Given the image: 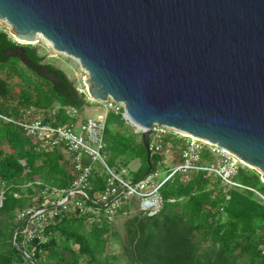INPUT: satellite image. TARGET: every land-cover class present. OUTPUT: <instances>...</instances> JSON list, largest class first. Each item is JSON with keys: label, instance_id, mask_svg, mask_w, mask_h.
<instances>
[{"label": "trees", "instance_id": "16d2710c", "mask_svg": "<svg viewBox=\"0 0 264 264\" xmlns=\"http://www.w3.org/2000/svg\"><path fill=\"white\" fill-rule=\"evenodd\" d=\"M46 60L38 46L18 43L0 27V264H264V182L257 171L241 166L232 178L237 187H226L219 174L208 170L176 173L159 190V212L141 211L127 219L122 237L98 203L109 178L100 164L90 176L88 197L76 195L66 206H49L58 216L40 237L25 243L21 232L28 223L20 228L27 219L19 220V214L41 208L54 189L65 190L67 197L76 174L65 149L43 147L15 122L34 110L42 115L34 119L64 125L74 121L68 109L83 113L91 106L67 74ZM126 123L122 111L108 113L105 155L116 172L140 159L141 167L132 173L137 182L149 169L148 154L143 140L137 143L113 128ZM167 142L187 149L173 133L164 138V147ZM200 158V166H216L209 148ZM164 161L152 149L150 174L161 170L167 177L172 169ZM79 201L83 208L76 206ZM130 206L123 205L117 215L129 213Z\"/></svg>", "mask_w": 264, "mask_h": 264}, {"label": "water", "instance_id": "95a60500", "mask_svg": "<svg viewBox=\"0 0 264 264\" xmlns=\"http://www.w3.org/2000/svg\"><path fill=\"white\" fill-rule=\"evenodd\" d=\"M0 20L18 42L42 37L76 59L90 99L124 104L148 154L141 179L157 124L229 152L264 182V0H0Z\"/></svg>", "mask_w": 264, "mask_h": 264}, {"label": "built area", "instance_id": "2783aa9c", "mask_svg": "<svg viewBox=\"0 0 264 264\" xmlns=\"http://www.w3.org/2000/svg\"><path fill=\"white\" fill-rule=\"evenodd\" d=\"M106 104L108 110L105 113V116L100 119L88 118L80 122L79 120L82 118V113L75 109H68V114L74 119V121L64 125L53 126L50 123L44 122L42 118L34 119V115L40 114L32 110L27 112L22 119L15 122L21 127L26 137L37 139L42 143L43 147L50 149H65L72 170L76 174L73 187L68 191V195L70 194L71 198L76 195L88 197L85 190L91 186L90 176L94 172L96 164L103 165L109 175L105 189L98 195V203L103 205L106 216L110 219L118 214V211L123 205H126L128 200L130 201L133 198L142 201L143 212L148 213L149 215L158 213L162 207V198L159 190L178 172L208 170L219 174L224 183H227L229 187L239 186L232 179L237 173L238 167L234 169L232 163L225 161L222 167L224 168V172L221 173L218 171L220 169V167L218 169V165L211 166V168L200 166L198 163L201 161L200 152L203 148L199 149L198 144L193 141L191 142L188 138L194 140L199 139L174 128L159 126L157 124L152 128L153 136L151 138V149H155L156 152H161L162 149L166 148V145L165 147L163 146L164 138L170 133L184 139L187 145V149L182 151L181 162L172 168L167 177L162 178V173L158 171L149 174L144 179L134 182L124 175L126 172L125 169H122L119 172L113 171L108 166L105 155L107 115L110 111H115L116 113L122 111L124 119H127L125 118V106L123 103H118L114 99L109 98V101L106 102ZM7 121L11 122L10 119H7ZM206 143L210 144L208 142ZM210 145L216 147L222 152L230 154L217 146ZM52 193H62V195H64L66 191L54 189ZM70 200L68 201L66 198L59 202L58 205L66 206ZM76 206L83 208L84 205L83 202L79 201L76 203ZM57 216L58 210L48 209V206L45 204H42L41 208H31L22 211L19 214V220L30 219V221L27 222V226L24 227L21 232L24 237V242L30 243L35 237H40L46 226Z\"/></svg>", "mask_w": 264, "mask_h": 264}, {"label": "rangeland", "instance_id": "374dc122", "mask_svg": "<svg viewBox=\"0 0 264 264\" xmlns=\"http://www.w3.org/2000/svg\"><path fill=\"white\" fill-rule=\"evenodd\" d=\"M0 27L7 29V31L11 34V36H13V38L18 42V40L15 38V35H13V29L11 26H9L6 22L0 20ZM38 39H39V41L37 43L32 44V45L38 46L40 49V52L42 54L46 55V57H47L46 61L55 65L56 67L62 69L67 74L69 79L71 81H73L77 90L80 93H85L87 95V99L90 101L91 107L86 108V111L89 114V116L94 115L93 117H90V118H94V119L103 118L105 116V113L108 110L107 104L102 103V102H97V101H94V100L89 98V96L87 94V86L85 84V80H86V77L88 76V74L84 71L81 64L76 59L55 51L53 46L46 39H44L42 37H39ZM18 43L27 45L26 42H22V41H20ZM15 91H16V93H18L19 89L16 88ZM40 116H42V115L40 114ZM113 128L115 129V131L125 133L126 135H129V136L131 135L132 137L135 138V141L137 143H140L142 141L141 129L138 126H136L135 124L131 123L130 121H127V123L124 127L114 126ZM188 139L191 142L193 141V142L197 143L199 149H202L205 147L210 149L211 153L215 156L214 165H216V166L218 165V169L220 167V169L218 170L219 172H221V173L224 172L223 171L224 168H222V167H223L225 161H229L230 163H232V166L234 169H236L237 167H240V166L241 167H248L249 169L257 171L262 177L261 172H259L255 168L249 166L248 164L241 161L237 157L230 155V154H227L226 152H222L221 150H218L216 147H213L210 144H207L206 142H204L200 139L199 140H194L192 138H188ZM172 145H173V143L167 142L166 148L162 149L160 152L165 157L164 165L167 166L169 169L174 168L175 166H177L181 162V155L180 154L182 152V150H181L182 144H178V146H176V147H173L174 145L173 146ZM168 149H169V151H168ZM3 150L5 152H10L8 147H3ZM99 165L100 164H96L95 169H97V167ZM140 167H141V160L140 159L134 160L133 162H131L129 167L123 168L126 170L124 175L128 179L133 180L132 179V173L137 172ZM113 171H116V170H113ZM160 172L162 173L161 170H160ZM224 185L226 187L227 186L229 187V185L227 183H224ZM45 195H46L44 198L45 200L42 204H45L48 207L53 206V205L57 206L59 202L65 200L67 198V197H65V195H62V193L53 194L51 192L49 194L46 193ZM38 201H39L38 198H35L36 205L38 204ZM126 204L131 205L129 213L125 212L122 215H117V216H114L110 219L111 221H113L116 230L121 234L122 237H124V234H125L123 223L127 219H129L130 217H132L135 214L142 211V201L140 199L133 198L130 201L128 200ZM34 209H37V208L34 207ZM114 251L118 252L119 247L115 246Z\"/></svg>", "mask_w": 264, "mask_h": 264}, {"label": "crops", "instance_id": "0c3cea01", "mask_svg": "<svg viewBox=\"0 0 264 264\" xmlns=\"http://www.w3.org/2000/svg\"><path fill=\"white\" fill-rule=\"evenodd\" d=\"M91 107V106H90ZM90 107H88V108H90ZM94 116V115H93ZM93 116H89V114L87 113V111H86V109H85V111L82 113V118L79 120L80 122L81 121H83V120H86V119H88V118H90V117H93Z\"/></svg>", "mask_w": 264, "mask_h": 264}, {"label": "bare ground", "instance_id": "6f19581e", "mask_svg": "<svg viewBox=\"0 0 264 264\" xmlns=\"http://www.w3.org/2000/svg\"><path fill=\"white\" fill-rule=\"evenodd\" d=\"M85 71V70H84ZM86 72V71H85ZM87 73V72H86Z\"/></svg>", "mask_w": 264, "mask_h": 264}]
</instances>
